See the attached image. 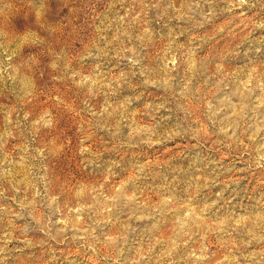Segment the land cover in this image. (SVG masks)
I'll list each match as a JSON object with an SVG mask.
<instances>
[{
	"label": "rangeland",
	"instance_id": "obj_1",
	"mask_svg": "<svg viewBox=\"0 0 264 264\" xmlns=\"http://www.w3.org/2000/svg\"><path fill=\"white\" fill-rule=\"evenodd\" d=\"M0 264H264V0H0Z\"/></svg>",
	"mask_w": 264,
	"mask_h": 264
}]
</instances>
